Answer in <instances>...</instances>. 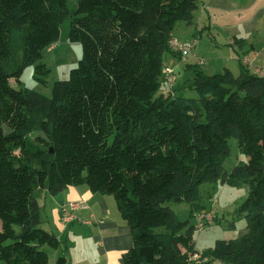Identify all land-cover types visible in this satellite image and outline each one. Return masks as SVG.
Here are the masks:
<instances>
[{"label":"trees","instance_id":"obj_1","mask_svg":"<svg viewBox=\"0 0 264 264\" xmlns=\"http://www.w3.org/2000/svg\"><path fill=\"white\" fill-rule=\"evenodd\" d=\"M74 3L0 0V262L50 264L46 246L63 242L43 227L35 193L85 184L114 196L131 227L133 246L119 264H193L198 227L167 203H190L196 217L206 209L203 183L243 180L248 231L218 239L201 264H264V75L191 64L197 98L177 94L174 68L170 92L157 95L166 53L194 56L170 42L179 23H192L198 0ZM68 19L69 40L83 46L78 65L51 95L24 86L28 66L48 85L45 51ZM231 138L247 161L226 171ZM66 254L55 264H68Z\"/></svg>","mask_w":264,"mask_h":264},{"label":"crops","instance_id":"obj_2","mask_svg":"<svg viewBox=\"0 0 264 264\" xmlns=\"http://www.w3.org/2000/svg\"><path fill=\"white\" fill-rule=\"evenodd\" d=\"M263 26L264 0H198L192 23H179V35L174 31L181 40L199 39L194 56L172 54L174 65L167 66L177 71L182 61L186 68L197 64L206 74H213V70L225 68L240 73L244 65L256 73L257 68L264 67V31L258 34ZM43 194L39 202L42 225L53 228L64 240L68 264H119L133 246L131 227L114 196L93 193L85 184L68 186L57 195L47 190ZM70 201H84L88 209L77 210L79 219L65 221L62 207ZM93 216L97 221L87 222ZM60 249L53 253L54 259ZM95 255L101 257V261L95 259L100 263L89 259Z\"/></svg>","mask_w":264,"mask_h":264},{"label":"rangeland","instance_id":"obj_3","mask_svg":"<svg viewBox=\"0 0 264 264\" xmlns=\"http://www.w3.org/2000/svg\"><path fill=\"white\" fill-rule=\"evenodd\" d=\"M74 4V0H70V6H74ZM69 29L70 20L68 19L61 26L59 41L53 45L54 47H50L45 51L43 61L51 69V73L47 77L48 85L39 82L35 78V66H28L24 70L21 77V82L24 86L40 91L46 95H51L52 86L55 81L69 78L71 69L78 65L79 59L82 57L83 53V46L80 42H71L69 40ZM263 31L264 26L261 28V30H258V34ZM175 33L176 35H179L177 28ZM258 34L256 33V35ZM256 35H254V37ZM259 37L261 38V36ZM172 59L173 55L171 53H166L164 59L166 66L174 65ZM236 62L239 63L237 60ZM179 64L180 66L176 71L178 77L176 81V89H178L177 94L197 98L198 93L189 89V85L193 82L192 79L194 77V69L191 67L186 68V65H183L184 62L182 61ZM213 71L215 73H219L223 71V69ZM210 72H212V70ZM236 74L238 75L239 73L236 72ZM12 85L14 87L19 86V84L14 79L12 80ZM169 92V86L165 81L162 82V87L158 91L157 95L163 93L168 94ZM230 146L232 153L224 161V168L226 171H231L235 165L247 161V156L240 151L238 140L236 138L230 139ZM249 192L250 186L246 181L243 180H236L235 182L226 183H222L221 181L206 182L200 186V198L198 200V204L202 208H211L215 212L214 219L210 223L206 224L203 228H198L196 230V246L201 254H211V250L218 239H238L248 231L247 220L245 218L244 202L249 196ZM35 196L38 201L41 202L42 197L44 196L43 190H37ZM167 205L171 207V209L180 219H191V223L193 225L197 224V217L192 215V207L190 203L174 200L168 202ZM43 227L54 233L56 232L53 228H49L47 226ZM62 242L61 249H64V245L66 246V244L64 240ZM61 249L58 253V256L66 254V252ZM46 251L50 255L49 263L55 264L58 257L54 259L53 253L56 252V249L46 246ZM89 259L98 263L101 261V257L99 255H95L93 258L89 257ZM0 264H6V262L1 261Z\"/></svg>","mask_w":264,"mask_h":264},{"label":"built area","instance_id":"obj_4","mask_svg":"<svg viewBox=\"0 0 264 264\" xmlns=\"http://www.w3.org/2000/svg\"><path fill=\"white\" fill-rule=\"evenodd\" d=\"M198 44V39H189V40H180L177 37H173L171 39L170 45L171 47L182 53L183 56H189L193 55V52L196 48V45ZM257 73L260 75H264V68H258ZM165 80L167 84L171 87H173L175 83V74L174 69L171 67H167L165 69ZM84 210L88 209V205L84 201H70L63 205L62 211H63V218L65 221H73L79 219L77 210ZM214 210L213 209H204L200 211L196 217H197V224L196 226L198 228H203L207 223H210L214 219ZM97 219L93 216L92 219L87 220V222H95ZM209 258L203 257L202 254L196 253L192 256V262L193 264H201L204 262H207Z\"/></svg>","mask_w":264,"mask_h":264}]
</instances>
